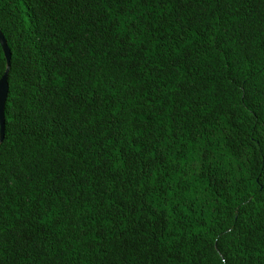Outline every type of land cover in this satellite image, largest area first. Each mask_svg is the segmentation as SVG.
Wrapping results in <instances>:
<instances>
[{
  "label": "trees",
  "instance_id": "obj_1",
  "mask_svg": "<svg viewBox=\"0 0 264 264\" xmlns=\"http://www.w3.org/2000/svg\"><path fill=\"white\" fill-rule=\"evenodd\" d=\"M0 264H264V0H0Z\"/></svg>",
  "mask_w": 264,
  "mask_h": 264
},
{
  "label": "water",
  "instance_id": "obj_2",
  "mask_svg": "<svg viewBox=\"0 0 264 264\" xmlns=\"http://www.w3.org/2000/svg\"><path fill=\"white\" fill-rule=\"evenodd\" d=\"M0 46L2 48L4 57L6 59L7 67L10 65L11 53L7 46L4 36L0 32ZM7 73L6 71L0 78V141H2L5 129V116H4V106L8 94V84H7Z\"/></svg>",
  "mask_w": 264,
  "mask_h": 264
}]
</instances>
